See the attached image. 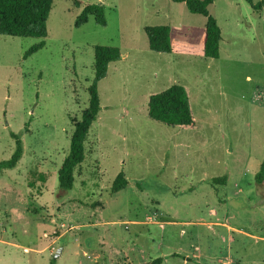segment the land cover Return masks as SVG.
<instances>
[{
	"label": "rangeland",
	"instance_id": "obj_1",
	"mask_svg": "<svg viewBox=\"0 0 264 264\" xmlns=\"http://www.w3.org/2000/svg\"><path fill=\"white\" fill-rule=\"evenodd\" d=\"M87 5L103 7L106 26L91 16L75 27ZM208 13L221 30L217 59L202 54L206 18L171 0H53L44 39L0 36V162L11 134L23 146L17 166L0 170V264H264V6L213 0ZM147 26L170 28L172 53L149 49ZM98 45L121 58L97 85L73 188L60 191ZM174 84L192 129L147 116L149 95ZM119 173L127 186L112 193Z\"/></svg>",
	"mask_w": 264,
	"mask_h": 264
},
{
	"label": "trees",
	"instance_id": "obj_2",
	"mask_svg": "<svg viewBox=\"0 0 264 264\" xmlns=\"http://www.w3.org/2000/svg\"><path fill=\"white\" fill-rule=\"evenodd\" d=\"M174 3H183L191 14L206 18L204 34L202 36V54L206 58L219 57V44L222 40L221 30L216 20L209 15L208 6L213 0H171ZM255 11H260L264 0L252 3L245 0ZM53 0H0V36L44 39L47 36V21L52 9ZM78 5V3H76ZM93 16L99 26H106L103 7L101 5H87L75 21V27L88 22ZM148 40V47L152 52L170 54L175 49L170 40L168 26H147L144 28ZM44 47V42L30 47L24 58ZM121 53L118 48L98 45L94 47L93 79L87 88L88 105L81 112L79 120L73 125L70 137L69 152L63 159L58 171L57 181L60 191H70L74 184V170L85 158L84 144L91 125L97 118L100 110V100L97 91L98 83L106 77L108 65L120 60ZM147 116L149 119L173 128H194L195 120L192 116L185 89L177 84L165 91L149 95L147 99ZM15 140V149L9 160L0 162V170L14 169L23 153L22 141L17 135L11 134ZM257 184L264 182V163L255 175ZM226 177L213 178L210 183L222 184ZM127 186L123 173L114 179L111 192L116 193ZM162 258H156L144 264H161ZM50 264H55L51 262Z\"/></svg>",
	"mask_w": 264,
	"mask_h": 264
},
{
	"label": "crops",
	"instance_id": "obj_3",
	"mask_svg": "<svg viewBox=\"0 0 264 264\" xmlns=\"http://www.w3.org/2000/svg\"><path fill=\"white\" fill-rule=\"evenodd\" d=\"M56 236L59 238L60 236H61V233L58 235V234H56ZM0 243H4L2 240H0ZM13 246H16V245H13Z\"/></svg>",
	"mask_w": 264,
	"mask_h": 264
},
{
	"label": "water",
	"instance_id": "obj_4",
	"mask_svg": "<svg viewBox=\"0 0 264 264\" xmlns=\"http://www.w3.org/2000/svg\"><path fill=\"white\" fill-rule=\"evenodd\" d=\"M58 257V255H55L54 258L56 259Z\"/></svg>",
	"mask_w": 264,
	"mask_h": 264
}]
</instances>
